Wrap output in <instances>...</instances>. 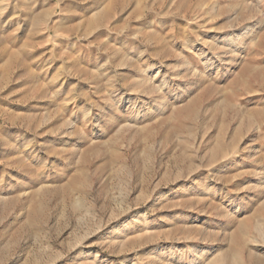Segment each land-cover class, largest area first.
Segmentation results:
<instances>
[{
  "label": "rangeland",
  "instance_id": "rangeland-1",
  "mask_svg": "<svg viewBox=\"0 0 264 264\" xmlns=\"http://www.w3.org/2000/svg\"><path fill=\"white\" fill-rule=\"evenodd\" d=\"M0 264H264V0H0Z\"/></svg>",
  "mask_w": 264,
  "mask_h": 264
}]
</instances>
